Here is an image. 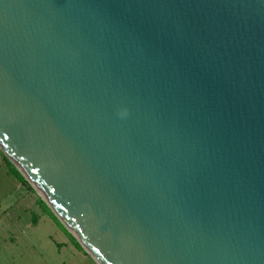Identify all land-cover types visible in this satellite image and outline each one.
<instances>
[{
	"label": "water",
	"instance_id": "1",
	"mask_svg": "<svg viewBox=\"0 0 264 264\" xmlns=\"http://www.w3.org/2000/svg\"><path fill=\"white\" fill-rule=\"evenodd\" d=\"M0 150L97 264H264V0H0Z\"/></svg>",
	"mask_w": 264,
	"mask_h": 264
},
{
	"label": "crops",
	"instance_id": "2",
	"mask_svg": "<svg viewBox=\"0 0 264 264\" xmlns=\"http://www.w3.org/2000/svg\"><path fill=\"white\" fill-rule=\"evenodd\" d=\"M41 200L0 154V264H88L89 254Z\"/></svg>",
	"mask_w": 264,
	"mask_h": 264
},
{
	"label": "trees",
	"instance_id": "3",
	"mask_svg": "<svg viewBox=\"0 0 264 264\" xmlns=\"http://www.w3.org/2000/svg\"><path fill=\"white\" fill-rule=\"evenodd\" d=\"M5 156V155H4ZM5 160L9 163V167L11 172L13 173L14 176H16L18 178V180L24 185V186H28L27 185V181L25 180V178L23 177V175L17 170V168L14 167V165L10 162V160L5 156ZM42 201V200H41ZM41 205L45 208V202L42 201ZM58 221V220H57Z\"/></svg>",
	"mask_w": 264,
	"mask_h": 264
},
{
	"label": "rangeland",
	"instance_id": "4",
	"mask_svg": "<svg viewBox=\"0 0 264 264\" xmlns=\"http://www.w3.org/2000/svg\"><path fill=\"white\" fill-rule=\"evenodd\" d=\"M0 154H1V158H2V155H4L3 153H2V151L0 150ZM11 162V161H10ZM5 163V162H4ZM15 167V166H14ZM16 168V167H15ZM27 188L29 189V191H31L35 196H37V197H39V198H41V196L39 195V193L31 186V184L29 183V182H27ZM42 199V198H41ZM90 256V255H89ZM89 259V260H88ZM87 263L88 264H97L95 261H94V259L93 258H91V256H90V258H87ZM81 264H83V263H81Z\"/></svg>",
	"mask_w": 264,
	"mask_h": 264
}]
</instances>
